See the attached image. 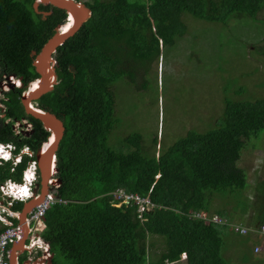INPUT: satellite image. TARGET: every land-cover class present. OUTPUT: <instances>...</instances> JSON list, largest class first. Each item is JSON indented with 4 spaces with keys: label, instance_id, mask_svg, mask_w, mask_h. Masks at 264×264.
Returning <instances> with one entry per match:
<instances>
[{
    "label": "trees",
    "instance_id": "16d2710c",
    "mask_svg": "<svg viewBox=\"0 0 264 264\" xmlns=\"http://www.w3.org/2000/svg\"><path fill=\"white\" fill-rule=\"evenodd\" d=\"M33 0H0V67L6 76L28 84L38 77L31 53H38L66 15L54 13L43 21L31 9ZM90 19L55 54L58 84L37 100L38 106L63 120L64 135L56 153L61 184L54 205L45 215L43 239L62 260L53 264H229L221 256L223 227L194 219L212 212L215 195L234 199L247 186L237 167L240 152L251 137L264 133V99L225 101L213 130L190 132L155 157H146L137 134L111 149L114 130L113 85L133 80L186 34L182 17L227 24L231 18L255 21L264 12V0H88ZM264 56V47L258 50ZM22 90L6 96V118H26L35 125L31 138L18 143L10 126L0 125V143L35 152L48 137L39 121L25 115ZM0 166V182L20 181L26 160L14 172ZM156 177H158L156 179ZM149 196V212L138 219L132 202L113 206V193ZM150 191V193H149ZM216 196V197H218ZM17 203L13 211H22ZM221 209L215 213L224 216ZM225 212V210H224ZM191 214H193L191 216ZM193 217V218H191ZM259 225L264 224L260 219ZM152 237L164 248L152 257Z\"/></svg>",
    "mask_w": 264,
    "mask_h": 264
},
{
    "label": "rangeland",
    "instance_id": "374dc122",
    "mask_svg": "<svg viewBox=\"0 0 264 264\" xmlns=\"http://www.w3.org/2000/svg\"><path fill=\"white\" fill-rule=\"evenodd\" d=\"M256 18H231L221 25L183 15L186 34L173 47L160 46L145 72L133 66L140 72L133 80L113 85L116 124L107 145L118 150L125 137L137 134L144 155L157 157L190 132L213 130L225 101L264 99V56L258 52L264 47V12ZM237 167L248 177L247 186L234 199L215 195L211 213L220 208L230 222L258 224L264 219V133L245 142ZM254 239L223 228L222 258L229 264H264V250L253 254ZM148 243L152 257L164 248L160 237ZM53 254L62 260L57 251Z\"/></svg>",
    "mask_w": 264,
    "mask_h": 264
},
{
    "label": "water",
    "instance_id": "95a60500",
    "mask_svg": "<svg viewBox=\"0 0 264 264\" xmlns=\"http://www.w3.org/2000/svg\"><path fill=\"white\" fill-rule=\"evenodd\" d=\"M37 5L63 11L66 18L64 24H60L55 28L54 34L43 45L41 50L38 53H31L33 59L32 66L38 77L24 86L20 95V102L25 115L39 121L44 131L48 134L46 140L41 142L35 151L34 157L39 172V184L33 198L23 205L18 217L22 223H24L27 214L42 200L45 194L50 191L57 192L61 184L57 177L56 153L64 135V123L63 120L57 118L55 115L38 107L36 102L42 96L50 93L58 84L55 72L57 63L54 58L57 49L74 36L91 17L90 9L78 0H37L35 7ZM70 16L74 18V22L66 30ZM9 77L8 81L15 78ZM9 88L13 89L12 86H9ZM19 248H22V243L17 244L15 247V249ZM53 258L54 254L45 255V264H53ZM42 263L43 260L38 264Z\"/></svg>",
    "mask_w": 264,
    "mask_h": 264
},
{
    "label": "built area",
    "instance_id": "2783aa9c",
    "mask_svg": "<svg viewBox=\"0 0 264 264\" xmlns=\"http://www.w3.org/2000/svg\"><path fill=\"white\" fill-rule=\"evenodd\" d=\"M11 82L17 87L20 86V81L17 79H12ZM25 127H28V125H25ZM25 155H28L29 161L27 162L26 160V168L21 175L20 181L7 179L4 182H0V225L4 227V230L0 233V264H8L9 247L20 243H22L23 250L29 253L35 248H43L45 249L44 256H49L47 243L42 238L46 228L44 219L46 212L54 205L67 204L66 200L55 197V193L50 191L27 214L24 223L19 220L18 217L21 211H13L14 205L17 203L23 205L29 202L33 198L38 185L34 186L35 181L39 179V172L34 157L35 152L29 151L28 148L20 150L12 143H0V166L10 164L11 172H14V169L23 163ZM113 198L118 201L116 206L128 205L130 202L137 206L138 219L140 220H143V213L149 212L152 208V204L148 199H142L138 195H128L123 190L115 191ZM194 216L198 219L226 225L217 216H210L208 213H197ZM232 229L235 234L241 236H247L251 233L264 235V227L261 228L260 232L238 225L233 226ZM259 250V248H255V253H258ZM183 257L185 256L183 255Z\"/></svg>",
    "mask_w": 264,
    "mask_h": 264
},
{
    "label": "flooded vegetation",
    "instance_id": "af4514ba",
    "mask_svg": "<svg viewBox=\"0 0 264 264\" xmlns=\"http://www.w3.org/2000/svg\"><path fill=\"white\" fill-rule=\"evenodd\" d=\"M80 1V0H78ZM37 0H33L31 2V9L33 10L34 14L36 16H38L39 18H41L43 21H45L47 18H49L53 13H54V9H50V8H44L42 6H36ZM84 5H86L84 3ZM66 18V17H65ZM65 19L62 21V24H64ZM9 76H6L3 73L2 68L0 67V125L1 126H10L11 128V132H12V137L14 140H16L18 143H22L24 142V140L31 138V136L35 133V125L28 119V117L26 118H20L19 121L17 120H11L6 118V112H7V108L6 106L2 103V101H7L6 96L10 93H14L16 89H20L22 90V88L24 86H26V84L23 83V81L19 78H13L14 76H12L13 79H17L20 81V88H18L15 84H13L11 81L12 79H10V81H8ZM10 78V77H9ZM9 86H12L13 89H10ZM36 105L38 106L37 102ZM39 107V106H38ZM25 125H28V127H25ZM28 128V129H27ZM16 146V145H15ZM23 148H28L29 151H33L32 148H30V146L28 145H22L20 147V150H22ZM27 160V162L29 161V157L28 155H25L23 157V160ZM39 182V179L35 181L34 186L37 185ZM10 250L11 247H9L8 249V264H33L34 262H36L38 259H41L44 255L45 249L43 248H35L32 250L31 253H29L28 251L22 250L20 252L15 253V259L12 257L11 258V254H10Z\"/></svg>",
    "mask_w": 264,
    "mask_h": 264
},
{
    "label": "clouds",
    "instance_id": "9594fccd",
    "mask_svg": "<svg viewBox=\"0 0 264 264\" xmlns=\"http://www.w3.org/2000/svg\"><path fill=\"white\" fill-rule=\"evenodd\" d=\"M6 78H8V77H6ZM18 88H20V86L18 87ZM44 130V129H43ZM246 175V174H245ZM247 177V176H246ZM158 177H156V179H157ZM247 179H248V177H247ZM248 183V182H247ZM38 184H39V182H38ZM119 190H122V189H119ZM116 191H118V190H116ZM124 191V190H123ZM55 193V197H58V193L57 192H54ZM149 193H150V191H149ZM140 197V196H139ZM234 197H237V196H234ZM233 197V198H234ZM59 198V197H58ZM141 198V197H140ZM142 199H148L149 201H150V198H149V196H147V197H144V198H142ZM151 203V202H150ZM118 204V201H117V203L116 202H114L113 201V206H115V207H117V208H120V207H122V205H120V206H116ZM210 216H217L221 221H224L225 223L224 224H226V225H221V224H216V223H213V222H209V221H206V220H203V219H199V220H203V221H205L207 224H211V225H214V226H218V227H223V228H228L232 233H234L233 232V229H232V227L233 226H242V227H245V228H248V229H255L256 231H259L260 232V230H261V228L262 227H264V224H262V225H259V224H240V223H235V222H230L228 219H226V217H224V216H219V215H217L216 213H208ZM193 214H191V216H192ZM191 218H193V217H191ZM197 217H194V219H196ZM198 219V218H197ZM142 221V220H141ZM46 226V225H45ZM45 230H46V228H45ZM44 230V231H45ZM44 233V232H43ZM235 234V233H234ZM235 235H238V234H235ZM249 235H251V238L252 237H256L257 239H254L253 240V254H255V255H258L259 253H261V252H263V250H264V246L263 247H260V245H258V242H254V241H259L260 243H263L264 242V235H260V234H256V233H251V234H249ZM249 235H247V236H249ZM238 236H241V235H238ZM241 237H246V236H241ZM42 238H43V234H42ZM44 240V239H43ZM45 242V241H44ZM46 243V242H45ZM47 247H48V252L50 253V255L51 254H53L52 253V251L50 250V245L47 243ZM255 248H259L260 250H259V252L258 253H255ZM50 250V251H49ZM183 255L185 256V254H182L181 255V257H180V260H179V263H183V262H185L186 261V257H183ZM52 261H53V259H52Z\"/></svg>",
    "mask_w": 264,
    "mask_h": 264
},
{
    "label": "crops",
    "instance_id": "0c3cea01",
    "mask_svg": "<svg viewBox=\"0 0 264 264\" xmlns=\"http://www.w3.org/2000/svg\"><path fill=\"white\" fill-rule=\"evenodd\" d=\"M24 205V204H23ZM23 208V207H22ZM4 230V227L2 225H0V233ZM16 246H11V250H10V254H11V258L13 257L15 259V253L17 252H20V250L22 248H19V249H15ZM50 250L52 251L51 247H50ZM49 250V251H50ZM53 252V251H52ZM43 260V263L42 264H45L46 260L44 259V255L41 259H38L34 264H38L40 263L41 261ZM11 264V263H10Z\"/></svg>",
    "mask_w": 264,
    "mask_h": 264
},
{
    "label": "bare ground",
    "instance_id": "6f19581e",
    "mask_svg": "<svg viewBox=\"0 0 264 264\" xmlns=\"http://www.w3.org/2000/svg\"><path fill=\"white\" fill-rule=\"evenodd\" d=\"M72 22H74V18H73L72 16H70V18H69V23H68V25L66 26V30H68V28H70ZM34 86L36 87V85H34ZM32 90H33V89H32Z\"/></svg>",
    "mask_w": 264,
    "mask_h": 264
}]
</instances>
